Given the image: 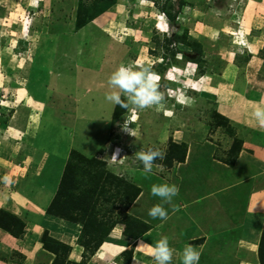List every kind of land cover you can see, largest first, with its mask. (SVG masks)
<instances>
[{"label": "rangeland", "instance_id": "1", "mask_svg": "<svg viewBox=\"0 0 264 264\" xmlns=\"http://www.w3.org/2000/svg\"><path fill=\"white\" fill-rule=\"evenodd\" d=\"M79 1L0 0V194L4 188L17 192V179L28 172L29 164L46 159L35 153V146L59 157L66 153L67 159L74 150L84 153L88 169L77 175L81 183L75 180V195H93L88 208L115 223H122L124 214L143 221L141 212L138 217L133 215L134 200L128 205L122 200L118 193L122 184L116 185L117 179L135 184L139 193L150 194L152 185L165 183L170 169L183 159L178 157L183 148L186 152L188 134H195V120L216 127L213 102L205 99L214 77L204 75L208 74L205 69L222 68V54L231 50L232 42L242 45L239 64L246 66L249 51L258 50L251 68L258 63L264 68V0H116L76 29ZM93 2L82 0L85 6ZM206 38L219 50V57L210 58L213 61L208 64L201 41ZM192 39L200 49L187 44ZM136 61L151 65L161 77L163 111L133 113L117 105L122 110L116 114L115 105L105 99L111 91V73L121 64ZM165 72L172 81L164 78ZM180 95L193 98L195 104H180L176 99ZM165 111L173 115L165 116ZM133 114L135 122H131ZM126 120L138 139L123 128ZM152 147L166 155L155 162L159 167L153 174L146 176L135 153ZM117 149L120 159L113 161L111 154ZM99 171L104 174L98 181ZM108 172L117 179L110 176L105 182ZM121 228L123 232L124 225ZM24 231L25 223L19 236ZM122 263L127 264L124 258Z\"/></svg>", "mask_w": 264, "mask_h": 264}, {"label": "crops", "instance_id": "2", "mask_svg": "<svg viewBox=\"0 0 264 264\" xmlns=\"http://www.w3.org/2000/svg\"><path fill=\"white\" fill-rule=\"evenodd\" d=\"M201 41L208 58L206 64L211 63L210 58L219 57L218 46L210 45L213 41L207 38ZM231 45L234 49L225 55L221 53L223 67L206 68L208 74H204L214 77L205 91L209 95L205 99L213 102L216 127L209 128L205 121L202 124L201 120H195V134H188L189 138L184 141L185 156L170 169V178L163 180L178 185L179 195L172 202L164 203L151 192L139 193L132 202L133 215L138 217L137 212H141L139 218L149 225L148 229L136 239H130L123 235L122 223H115L97 250L86 259V264H123L122 252L129 245L132 250L127 264H155L148 254L149 247L162 237H168L174 249L172 264H182L186 245L201 253L199 264H261L264 131L259 129L251 113L255 104L264 102V68L259 63L251 68L258 58V50L249 51L251 56L244 66L237 62L242 45L237 42ZM233 145H236V156ZM35 148V153L46 157L39 159L45 161L41 174V162L31 163L28 174L17 179V192L4 188L0 194V208L25 223L21 236L0 229V264H51L55 254L43 246L44 232L70 247L63 264L79 262L84 252L78 241L82 222L78 217L71 220L47 212L67 154L59 157L43 146ZM157 203L168 211L166 221L148 215V210Z\"/></svg>", "mask_w": 264, "mask_h": 264}, {"label": "trees", "instance_id": "3", "mask_svg": "<svg viewBox=\"0 0 264 264\" xmlns=\"http://www.w3.org/2000/svg\"><path fill=\"white\" fill-rule=\"evenodd\" d=\"M80 1L79 2L81 4L79 3L75 15L76 29H79L86 25L88 22L93 20L103 11L110 8L116 2V0H94L92 5L85 6L82 4V0ZM167 14L171 19L173 18L170 12H168ZM183 40H185V36ZM188 43L193 46L197 45L199 49L201 47L199 42L195 39H192L191 42L188 41L187 44ZM115 109L116 114L120 113L122 110V108L118 107L117 105L115 106ZM237 144H239L238 141ZM235 148L236 145H233L232 152L234 155L237 152ZM184 155L185 148H183V150L181 151V156H179L178 158L182 159ZM86 159L87 158L83 154L77 151L73 150L71 152L65 164L57 191L47 207L48 213L66 219H76V215H79V219L82 222V229L79 234L78 241L79 244L82 245L84 248L85 253L83 255L85 256V258H82L79 262L66 261L65 264H86V259L89 258V256L92 255L100 246V244L105 240L113 224L115 223V221L109 218V216L107 217L105 215H102L100 217L99 213L95 210V208H88L90 207L88 203L89 197L91 198V196L93 195H89L88 193H83L81 196L78 197L75 195L76 189L78 187L77 184L81 183L80 180L77 178V175L82 172L88 171L85 163L83 162V160ZM93 161L96 163H101L96 159ZM103 174L104 173L102 171H99L96 174L98 181L103 178ZM110 176L116 178L113 174L108 172L104 181L107 182ZM75 180H78L79 182L75 184ZM117 181L118 184L116 183V185H119V183L122 184V188L118 190V193H122L120 194L122 195V200L126 202V205H128L139 194V187L133 183L125 182L123 179L118 178ZM79 208H81V212L77 211ZM121 222L124 225L123 233L128 237L130 236L134 239L139 237L148 229V225L145 222L138 220L137 218L129 214H124ZM0 228L14 236H19V233L24 228V223L13 213L7 211L4 208H0ZM41 241L46 249L52 251L55 254V257L51 264H63L65 262L67 254L70 250V247L68 245L61 243L52 237H49L46 232L42 234ZM129 250H124L122 252L126 263L129 262L131 257V251L128 252ZM259 258L260 263L264 264V232L262 234L259 245Z\"/></svg>", "mask_w": 264, "mask_h": 264}, {"label": "clouds", "instance_id": "4", "mask_svg": "<svg viewBox=\"0 0 264 264\" xmlns=\"http://www.w3.org/2000/svg\"><path fill=\"white\" fill-rule=\"evenodd\" d=\"M30 2L36 4L38 0H30ZM141 2L143 3V0ZM156 26L160 29L158 25ZM167 72H165L164 78L172 81V76H169ZM160 79L161 77L152 71L151 65L145 66L140 61H136L134 64H121L108 78V86L111 91L105 94V99L115 106L119 105L126 110L131 109L133 113L145 109H154L157 112L163 111L165 94L160 90ZM176 99L184 106L191 107L195 104L193 98L185 95H180ZM164 115L171 117L173 113L165 111ZM251 116L259 129L264 131V102L254 105ZM136 118V115L133 114L131 122H135ZM129 124L130 122L126 120L123 128L138 139V133L131 131L128 128ZM119 151V149L112 151L111 159L113 161L120 159L117 158ZM135 155L136 159L141 162L143 172L147 176L153 174L155 167H159L155 162L158 159L163 160L166 153L159 148L152 147L146 151H137ZM151 193L153 196L159 197L164 203H170L174 197L179 195V186L167 183L154 184L151 187ZM148 215L152 219L165 221L169 218L168 211L160 203L153 205L148 210ZM140 244L141 242L138 246ZM148 254L153 258L155 264H172L174 249L170 246L168 237H162L149 247ZM200 255L201 253L192 245H186L182 251V264H199ZM133 259L135 261V257Z\"/></svg>", "mask_w": 264, "mask_h": 264}]
</instances>
